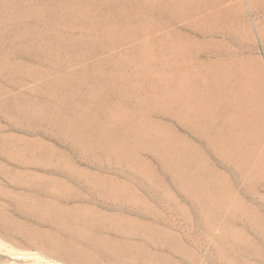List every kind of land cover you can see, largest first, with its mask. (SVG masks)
Returning a JSON list of instances; mask_svg holds the SVG:
<instances>
[{"label":"rangeland","instance_id":"rangeland-1","mask_svg":"<svg viewBox=\"0 0 264 264\" xmlns=\"http://www.w3.org/2000/svg\"><path fill=\"white\" fill-rule=\"evenodd\" d=\"M0 264H264V1L0 0Z\"/></svg>","mask_w":264,"mask_h":264},{"label":"bare ground","instance_id":"bare-ground-1","mask_svg":"<svg viewBox=\"0 0 264 264\" xmlns=\"http://www.w3.org/2000/svg\"><path fill=\"white\" fill-rule=\"evenodd\" d=\"M264 1V0H263ZM231 6V5H230ZM237 6H239V5H237ZM236 7V6H235ZM248 7V6H247ZM238 8V7H237ZM219 10H220V8H219ZM246 12V11H245ZM233 14V13H232ZM216 15V14H215ZM263 18V17H262ZM229 76V75H228ZM245 82V81H244ZM238 84V83H237ZM234 87V86H233ZM237 101V100H236ZM248 105V104H247ZM238 107V106H237ZM248 120V119H247Z\"/></svg>","mask_w":264,"mask_h":264}]
</instances>
